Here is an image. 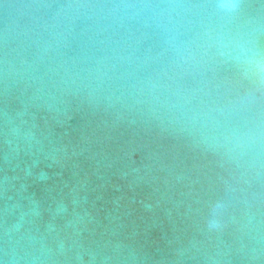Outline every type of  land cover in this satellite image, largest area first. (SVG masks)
I'll return each instance as SVG.
<instances>
[{
  "label": "water",
  "instance_id": "95a60500",
  "mask_svg": "<svg viewBox=\"0 0 264 264\" xmlns=\"http://www.w3.org/2000/svg\"><path fill=\"white\" fill-rule=\"evenodd\" d=\"M0 264H264V0H0Z\"/></svg>",
  "mask_w": 264,
  "mask_h": 264
},
{
  "label": "clouds",
  "instance_id": "9594fccd",
  "mask_svg": "<svg viewBox=\"0 0 264 264\" xmlns=\"http://www.w3.org/2000/svg\"><path fill=\"white\" fill-rule=\"evenodd\" d=\"M216 3L222 11L230 12L236 8L237 0H216Z\"/></svg>",
  "mask_w": 264,
  "mask_h": 264
}]
</instances>
